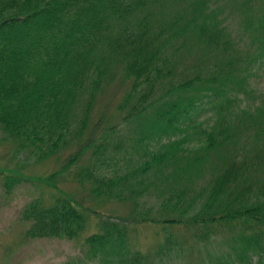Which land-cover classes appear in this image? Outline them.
Returning <instances> with one entry per match:
<instances>
[{"label": "trees", "instance_id": "trees-1", "mask_svg": "<svg viewBox=\"0 0 264 264\" xmlns=\"http://www.w3.org/2000/svg\"><path fill=\"white\" fill-rule=\"evenodd\" d=\"M221 1L0 0V130L37 160L57 157L56 169L43 178L50 198L37 194L21 209L20 219L28 224L26 237L73 239L86 230L97 211L68 196L58 180L73 176L66 172H73L88 153V168L73 172L88 191L83 200L132 202L133 219L97 216L98 230L84 238L92 264H156L174 254L190 259L195 251L206 252L212 236L224 237L227 251L206 252L210 264H264V95L242 107L223 91H214L211 108L216 119H205L204 124L197 119L202 99L194 101V96L204 84L220 81L219 75L193 74L166 93L163 89L171 74L167 51L177 36L182 46L194 36L217 51L228 48L217 20L224 10ZM255 1L238 4L244 10ZM261 1L256 27L263 63ZM113 62L120 66L124 82L117 105L120 120L108 123L97 137L83 138L97 96L114 76L109 73ZM238 84L247 93L248 86ZM149 109L152 118L144 116ZM234 118L238 124L255 125L254 140L247 134L240 144V134H230ZM102 122L97 120V131ZM131 122L136 124L134 134L120 135V126ZM194 140L203 152H212L216 172L208 183L199 191L192 189L191 198L184 188L167 196L163 204L175 202L177 214L157 219L137 212L142 190L149 189V172L164 168L161 182L176 181L178 161L191 152L189 142ZM71 144L75 149L60 161ZM118 161L125 162L123 172H106ZM17 181L6 174L3 186L10 191ZM139 224L166 229L151 252L131 248L130 232ZM173 227L182 229L180 235Z\"/></svg>", "mask_w": 264, "mask_h": 264}, {"label": "rangeland", "instance_id": "rangeland-1", "mask_svg": "<svg viewBox=\"0 0 264 264\" xmlns=\"http://www.w3.org/2000/svg\"><path fill=\"white\" fill-rule=\"evenodd\" d=\"M221 2L224 10L217 15V20L220 21L218 25L223 27L222 35L225 38L224 40L230 42L226 50L217 51L197 40L194 36H188L186 44L182 46L181 40L177 36L173 46L169 49V54L167 51L171 74L168 80L163 83L165 93L166 89L171 86H178L183 80L193 74L200 76L217 74L220 76V81H217L214 85L210 83L204 84L201 93L199 92L200 95L196 94L194 96V101L202 99L197 119H201L200 121L204 124H206L205 119H216L215 110L213 111L211 108L212 104L216 103L215 97H213L214 91H223L226 94V98H233L242 107L246 103L259 102L264 95V62H259L261 60L259 52L262 48L259 46V35L256 27L258 16L261 15L262 1L257 0L249 5V9L244 10L238 4L240 0H223ZM232 3L235 5H232ZM170 16L165 17L167 21L170 20ZM229 61L230 65L228 66L230 67L226 66ZM115 63H112L109 71L114 76L103 85L102 88L104 89L99 92L91 114L86 121L87 126L84 134H82L83 138H89L90 134H96L97 137V134L99 135L108 123L112 124L120 120L121 114L117 111V105L124 90V82L121 79L120 66ZM232 64H234L233 68ZM235 69H237L236 72ZM240 81H243V87L248 86L247 93L241 90L242 87L238 84ZM250 88L254 92L249 93ZM161 93V91L158 92L159 95ZM193 93L191 91V94ZM207 94L210 96L208 97ZM173 97L174 93L172 92L169 98ZM219 99L222 103H225L223 98ZM201 108L203 109L201 110ZM144 116L152 118V110L146 111ZM99 118H102L103 122L99 126L101 128L97 131L96 122ZM147 122L145 121V123ZM231 125L230 134L238 132L242 137L240 144L247 134L254 140L252 132L255 125L251 122L244 121L238 124L234 118L231 121ZM135 128V122L122 124L119 131L120 135H133L136 131ZM183 135L185 133H181L180 137ZM111 136L115 137L117 133H113ZM176 137H179V135L176 134ZM252 139L248 140L247 138L246 141L251 144ZM260 141L264 143V140ZM73 146L74 144H71L70 147L63 150L62 157L59 158L60 161L73 152L75 149ZM193 146L195 148L192 149ZM198 147L199 144H197L196 140L189 142L191 152L178 161V179L176 181L172 183L161 182V170L164 168L154 167L149 172V177L147 176L149 189L142 190L138 206H136L137 212H147V214L157 219L177 214L175 202H171L168 206L163 204L166 197L177 194L179 189L184 188L189 192L188 195L191 198L192 192L190 191L192 189L199 191L201 187L208 183L213 172H216L212 156H210L212 152H203ZM200 154H202V158L197 159ZM56 159L57 157H50L44 160H37L30 149L20 148L11 137L6 136L0 130V264H92V258L89 257L87 247L84 245V238L87 234L98 230L97 216L101 218L114 217L116 220L127 218L133 221L129 215L132 211V202H119L107 197L98 198L97 201H90L89 203L83 200L88 199V191L86 188H82V185L74 178V173L86 166L88 168L91 158L86 153L80 159L79 165L73 169L74 173L66 172L68 176H73L58 180L59 187L68 196L75 199L78 203L81 202L92 210L97 211L92 213L95 215H90L86 230L73 239L26 237L24 231L28 224L20 219L21 209L27 201L37 194L44 193L45 198H50L48 193L51 194V190H47L43 178L56 169L54 168ZM131 167L133 166L128 168ZM106 168L108 173L114 170L121 173L123 172L122 169L126 168V165L125 162L118 161L117 166L112 165ZM166 170H170V168ZM172 170L173 167L171 172ZM165 173L170 175V171ZM6 174L18 179L10 191H6L3 186V177ZM88 183L83 184L87 185ZM139 187L142 188L141 185ZM165 232L166 229L162 231L159 227L153 225L139 224L130 232L131 248L134 249L136 247L151 252L163 240ZM172 232L180 235L182 229L173 227ZM225 232L223 231V234ZM214 237H211L213 242L206 247V252L222 254L227 251V243L223 242V240L225 241L224 237L217 239ZM206 252L202 251L199 253L195 251L190 259L185 257V255L180 257L178 254H174L173 257L159 260L156 264H210L207 260Z\"/></svg>", "mask_w": 264, "mask_h": 264}]
</instances>
